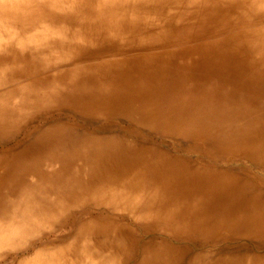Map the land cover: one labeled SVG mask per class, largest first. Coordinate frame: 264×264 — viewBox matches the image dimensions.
I'll use <instances>...</instances> for the list:
<instances>
[{
	"label": "bare ground",
	"instance_id": "obj_1",
	"mask_svg": "<svg viewBox=\"0 0 264 264\" xmlns=\"http://www.w3.org/2000/svg\"><path fill=\"white\" fill-rule=\"evenodd\" d=\"M0 264H264V0H0Z\"/></svg>",
	"mask_w": 264,
	"mask_h": 264
},
{
	"label": "rangeland",
	"instance_id": "obj_2",
	"mask_svg": "<svg viewBox=\"0 0 264 264\" xmlns=\"http://www.w3.org/2000/svg\"><path fill=\"white\" fill-rule=\"evenodd\" d=\"M78 119V118H77Z\"/></svg>",
	"mask_w": 264,
	"mask_h": 264
}]
</instances>
